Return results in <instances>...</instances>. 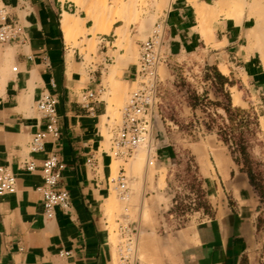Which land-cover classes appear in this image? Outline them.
I'll return each instance as SVG.
<instances>
[{
  "label": "crops",
  "instance_id": "1",
  "mask_svg": "<svg viewBox=\"0 0 264 264\" xmlns=\"http://www.w3.org/2000/svg\"><path fill=\"white\" fill-rule=\"evenodd\" d=\"M2 1L23 33L21 41L0 44V166L17 177L16 192L0 197V264H119L107 218L113 205L109 198L114 159L111 148L106 149L103 131L109 128L110 108L129 96L136 84L139 59L133 60L134 47L140 48L143 41L139 38L149 34L151 19H145L141 33L130 28L131 61L119 65L118 58L127 54L126 47L116 45L117 30L123 24L93 34L94 22L71 0ZM196 4L221 7L220 0H171L156 22L165 24V38L152 138L156 167L165 169L166 186L182 149L188 148L196 159L205 161L201 145L189 136L199 111L189 85L179 86L184 78L191 82L212 69L225 78V88L231 89V82L245 74L264 99V64L246 51V28L232 19H210L212 36L207 44ZM226 11L221 15L226 16ZM113 67L117 73L110 79ZM45 91L59 100L60 136L48 139L43 152L31 153L33 135L44 129L36 104ZM87 92L96 95L92 112L82 103ZM117 131L118 126L112 134ZM51 154L65 164L59 188L69 193L71 207L56 209L55 217L49 219L40 188L42 162ZM141 158L139 154L136 161L140 163ZM26 161L34 162L37 169L25 170ZM136 161L135 167L139 165ZM122 171L126 173L123 165L119 167ZM222 179L223 188L216 193L223 194V199L214 203L215 213L208 221L163 237L149 230L140 234L128 222L137 243L139 238L143 245L144 261L138 264H262L263 246L256 227L258 195L232 160L226 159ZM142 182L136 195L145 194L151 186L147 177ZM169 191L160 193L168 195ZM117 224L122 225V220ZM61 252L71 254L62 257Z\"/></svg>",
  "mask_w": 264,
  "mask_h": 264
},
{
  "label": "rangeland",
  "instance_id": "2",
  "mask_svg": "<svg viewBox=\"0 0 264 264\" xmlns=\"http://www.w3.org/2000/svg\"><path fill=\"white\" fill-rule=\"evenodd\" d=\"M82 1V4L86 6H89L91 2V0ZM250 1L240 0L241 4L246 3L240 23L246 28L247 48L250 39L254 38L250 36V27L248 26V4L251 3ZM170 2L171 0H140L137 5L139 16L130 23L129 30L132 27L139 33L144 31L146 18L151 19L150 25L153 27L159 16L169 7ZM78 6L83 7V5ZM197 6L198 4L195 7L199 19ZM84 8L81 9L88 16V9ZM231 8V6L224 7V9L222 6L218 9L213 8L212 18L215 17L217 21L227 18L236 22L235 16L221 15L224 10L232 12L233 8ZM255 13L258 14V11ZM259 14L254 18L259 20V25H262L264 17L261 13ZM108 25V20H105L101 24L99 32H108ZM205 25H212V22L207 21ZM207 33L208 30L204 37H206L207 44H210L209 35L205 36ZM131 34L132 31H129V36ZM147 36L139 39L144 41ZM246 51L253 55L254 61L264 64V44L262 42L253 48L252 53L249 49ZM138 59L139 48L135 46L133 60L137 61ZM87 60L91 61L89 56H87ZM197 77V80L191 82L184 78L179 86L189 85L193 91V105L199 114L195 117L189 136L192 142H199L201 145L205 161L196 159L188 148L182 149L180 160L174 164L175 170L171 181L166 186L165 169L160 170L156 165H148L150 151L156 155L152 136L151 148L149 147V138L127 159V165L124 159H117L112 155L114 159L112 179L118 176L119 167L123 165L129 179L131 195L128 202H123L115 191L114 185L111 187L109 201L112 200L113 205L111 211L107 212L110 241L114 245L118 244L119 225L117 220H122V223H134L140 234L144 230H149L155 235L163 237L212 219L215 213L214 203L221 202L223 199V194H218L216 191L218 188H223L222 175L226 168V159H229L234 162L237 170L239 169L248 176L250 185L258 195L256 227L263 246L261 262L264 264V99L249 85L245 74L242 75L243 78L231 82V89L225 88V78L212 69H209L208 72H201V75L198 74ZM243 79H245V84L241 85L240 82ZM134 89L135 86L131 91ZM128 97L126 95L112 109L110 121L107 122L109 128L103 131L107 151L111 148V139L114 136L112 131L121 122V110ZM238 97L240 102L236 100ZM139 154L142 158L139 165L135 167L134 163ZM145 177L150 181L151 186L144 191L145 194L136 195L135 193L144 186L142 180ZM167 189L170 190L168 195L160 193ZM142 247L138 238L137 257L139 261L143 262L144 258L140 253Z\"/></svg>",
  "mask_w": 264,
  "mask_h": 264
},
{
  "label": "built area",
  "instance_id": "3",
  "mask_svg": "<svg viewBox=\"0 0 264 264\" xmlns=\"http://www.w3.org/2000/svg\"><path fill=\"white\" fill-rule=\"evenodd\" d=\"M22 33L23 27L10 19L7 6L0 0V44L21 41ZM164 38L165 24L158 22L150 28L147 38L140 44L139 71L135 89L131 91L121 110V122L118 125L117 134L111 139V154L117 159L126 161L136 149L145 143L148 137L152 136L155 125L154 108L158 105L159 99L158 69L162 63L161 49ZM95 97V93L92 92L82 95L83 106L91 112ZM58 103V98L46 91L37 101L36 106L44 120V129L33 135L29 144L31 153L43 152L48 139L59 138ZM153 154L150 151L149 166L156 165ZM88 162L91 164L92 160ZM24 168L33 172L37 166L32 161H26ZM64 170L65 164L55 154L49 155L42 162L43 184L40 192L43 197L44 213L49 219L55 217L56 209L68 210L71 207L69 193L59 188ZM112 183L120 200L128 202L131 188L125 171L119 172L118 176L112 179ZM16 189V175L9 168L0 166V197L13 194ZM117 249L119 264H138L137 238L135 230L128 223L119 226ZM70 254V252H61L60 256L68 257Z\"/></svg>",
  "mask_w": 264,
  "mask_h": 264
},
{
  "label": "bare ground",
  "instance_id": "4",
  "mask_svg": "<svg viewBox=\"0 0 264 264\" xmlns=\"http://www.w3.org/2000/svg\"><path fill=\"white\" fill-rule=\"evenodd\" d=\"M71 1L75 2L77 5H83V7L81 8L87 7L88 19L94 22V27L91 30L93 34L100 31V26L105 20H108V23H109L108 28H107L108 32L111 30V28L113 27L115 23L122 22L123 26L117 30V33L120 37H119V40L116 42V45L120 48L126 47L127 54L125 56H120L118 58V63L119 65H122L123 63L131 61L129 60L130 58L129 55H130V46L132 42L129 36V31H130L129 26H130V23L134 19H137L139 16L138 11H137V5L140 0H91L89 6L82 4L83 2L82 0H71ZM220 5L223 7V9L224 7L231 6L233 8V10H231L232 12L226 11L225 14L228 17L235 16L236 22L240 23L241 16L243 15V9L246 3L241 4L240 0H220ZM240 5H241V8H240ZM248 5H249L248 6V9H249L248 10V17H249L248 20H249V26H250V36L254 38H251L252 40L250 39L249 47L247 49L252 50L254 46L259 44L260 42L264 44V31L262 32V34L259 33L260 31H262L261 28L264 29V20L262 21L263 22L262 25H259L258 24L259 20H256L254 18L256 15H260L259 13H261L264 17V1L263 0H253ZM197 8H198L200 25L204 27V30H203L205 31L204 34L206 33V30H208V33L205 36L209 35L210 37L212 36L211 35L212 27L210 25H209L210 27L206 26L205 23L207 21H210V19H213L216 21L215 17L212 18V15L214 14L212 11L213 8H210L209 6H205V5H198ZM256 11H258V14L255 13ZM69 19H74V18H69ZM68 27L69 26L65 25V30H68L69 29ZM111 69H112L111 70L112 74L110 75V79H113L114 74L117 73L115 72L116 67H113ZM111 111L112 109L110 108V111L108 112V114H112ZM149 138L150 137H148V139ZM136 163H139V162L136 161ZM114 168L116 169V167Z\"/></svg>",
  "mask_w": 264,
  "mask_h": 264
}]
</instances>
